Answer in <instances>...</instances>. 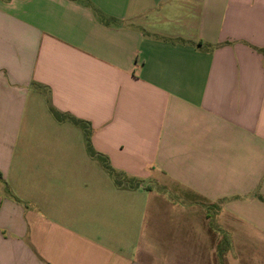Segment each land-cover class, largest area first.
Listing matches in <instances>:
<instances>
[{
    "label": "crops",
    "instance_id": "0c3cea01",
    "mask_svg": "<svg viewBox=\"0 0 264 264\" xmlns=\"http://www.w3.org/2000/svg\"><path fill=\"white\" fill-rule=\"evenodd\" d=\"M0 264H264V0H0Z\"/></svg>",
    "mask_w": 264,
    "mask_h": 264
},
{
    "label": "trees",
    "instance_id": "16d2710c",
    "mask_svg": "<svg viewBox=\"0 0 264 264\" xmlns=\"http://www.w3.org/2000/svg\"><path fill=\"white\" fill-rule=\"evenodd\" d=\"M55 115L57 116L56 113H55ZM57 117H59L60 120H63L62 117H60V116H57ZM65 118H66V117H65ZM67 118L70 119L71 121H73L75 124L80 125L79 121L75 120L74 118H72V117H67ZM84 130H85V135H86V137H87L88 150H89V152L91 153L92 156L97 157V154L93 151V149H92L91 146H90V143H89V134H88V129H87L86 126H84ZM99 158H100V157H99ZM105 166H106V168L108 169V166H107V165H105Z\"/></svg>",
    "mask_w": 264,
    "mask_h": 264
},
{
    "label": "rangeland",
    "instance_id": "374dc122",
    "mask_svg": "<svg viewBox=\"0 0 264 264\" xmlns=\"http://www.w3.org/2000/svg\"><path fill=\"white\" fill-rule=\"evenodd\" d=\"M124 181V180H123Z\"/></svg>",
    "mask_w": 264,
    "mask_h": 264
}]
</instances>
